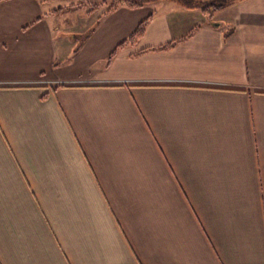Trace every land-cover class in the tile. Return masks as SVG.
Here are the masks:
<instances>
[{
	"label": "crops",
	"instance_id": "crops-1",
	"mask_svg": "<svg viewBox=\"0 0 264 264\" xmlns=\"http://www.w3.org/2000/svg\"><path fill=\"white\" fill-rule=\"evenodd\" d=\"M60 1L0 2V264H264V0Z\"/></svg>",
	"mask_w": 264,
	"mask_h": 264
},
{
	"label": "rangeland",
	"instance_id": "rangeland-1",
	"mask_svg": "<svg viewBox=\"0 0 264 264\" xmlns=\"http://www.w3.org/2000/svg\"><path fill=\"white\" fill-rule=\"evenodd\" d=\"M80 0H62L60 4L67 5L69 8L68 12L65 15H60L58 17L59 24L61 26L60 33L64 35L76 34L77 37L76 46L84 40L86 35H88L94 26L97 23V20L101 18V16L106 12V9L109 7V4L102 5L99 10H94L91 8L92 5L96 3H101L103 0H89L87 5L84 7H79ZM237 0H193L191 3L195 4H226V7L223 11L229 8L233 3H236ZM109 0L108 3H110ZM175 2L170 0H161L158 2H153L152 5H160L161 7H170V5H174ZM73 4V6H71ZM54 5V4H53ZM57 5V4H55ZM97 5V4H96ZM95 6V5H94ZM216 12L214 15H216Z\"/></svg>",
	"mask_w": 264,
	"mask_h": 264
},
{
	"label": "trees",
	"instance_id": "trees-1",
	"mask_svg": "<svg viewBox=\"0 0 264 264\" xmlns=\"http://www.w3.org/2000/svg\"><path fill=\"white\" fill-rule=\"evenodd\" d=\"M3 0H0V2H2ZM44 2H48V1H53V0H41ZM89 0H80L79 1V7H84V5L88 4ZM161 0H111L110 3L109 0H103V2L101 3H96L94 5L91 6V8L94 10H99L102 5H107L109 4V7L106 9V12L104 14H108V13H112L114 11H116L118 8H120L121 6H127L130 8H138V7H142L145 4L148 3H153V2H158ZM173 1L175 3H178L182 6H187V7H198L200 8V10L203 12V14L207 17V21L209 22H213L212 19L214 18V14L220 10H223L226 7V4H195V3H191L193 2V0H170ZM239 1V0H237ZM73 6V4L71 5ZM63 11V7H58L57 9H55L53 11V13H59ZM152 19V15H150L149 17L145 18L144 20H142L138 26L134 29V31L132 32V34L127 38L124 39L123 41H121L116 47L115 49L110 53V55L108 56V63H111V61L113 60V58L116 56V54L118 53L119 50L125 48L128 45H135L145 34L146 32V28L150 22V20ZM174 43H167L164 45H161L159 47H155L152 48L151 50H166L169 49L171 47H173Z\"/></svg>",
	"mask_w": 264,
	"mask_h": 264
}]
</instances>
